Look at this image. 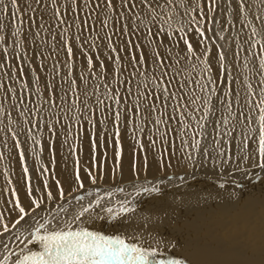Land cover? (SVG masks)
I'll return each instance as SVG.
<instances>
[{
	"label": "bare ground",
	"instance_id": "bare-ground-1",
	"mask_svg": "<svg viewBox=\"0 0 264 264\" xmlns=\"http://www.w3.org/2000/svg\"><path fill=\"white\" fill-rule=\"evenodd\" d=\"M5 2L9 4L10 12H14L15 9L11 8L10 0H5ZM99 2L101 7H97L96 15H94L96 16L94 32L97 33L95 41L99 45L94 49L95 54L89 51V41L86 42L87 36L84 35L83 30H79V28L73 30L66 22H60L59 18L55 17V15L58 16V13L63 15V12L56 3H51V0H40L39 3L37 0H19L21 11L18 16L22 17V20H17L16 17H11L10 14L5 15L0 12V36L3 37L0 40V65H3L0 68V81L5 84V88L0 89V109H2L0 110V211L7 212L9 208L13 207L12 202L17 195L22 202L24 201L28 177H31L35 195L38 196L44 191L43 177L40 175L42 168L45 167L42 160L45 161L46 165L48 164L50 170V173H48L49 185L53 184L54 177L61 181L66 194L71 191L69 185L65 184V180L73 178L78 156L76 154L80 153H75L76 151L73 153L71 150L74 148L75 143L73 133L77 132L73 130L69 132L68 129L57 132L54 152L55 164L53 165L48 149V138L51 133L43 125L40 126L41 130H37L30 123L25 122L24 118L19 115V112L23 109L12 106L15 102L11 98L9 88L12 87L18 90L22 83L18 78L19 76H23L32 83L31 79L35 82V75H39L42 92L40 98L46 101L49 95L46 90L48 81L57 83L58 86L59 83H63V87L67 89L68 84L61 81V77L67 76L68 69L65 64L70 62V57H72L75 70L73 78L77 80L79 97L84 98V92L87 91L92 96L88 102L95 106V96L92 95L94 92L104 93L106 91L104 85L112 88L113 91L119 88L122 94L128 95L127 102L122 101L123 111L126 112L128 108H132L134 113L131 122L126 116L123 118V127L121 128V144L124 148V157L120 171H122L123 176L121 177L120 172H118L117 180L111 183L107 179L105 181L98 180V186L115 187L118 185L126 189L125 193H116L114 197V199L127 197L130 206L135 209L124 220L127 225V228L124 229L125 234L143 238L153 247H156V241H159L160 256L162 258L166 256L186 258L188 264H262L264 261V183L252 179L251 173L248 177H241L230 174L226 170L224 173L217 175L216 170L210 164L203 163V151L208 149L209 156H214L218 149H225L230 150L229 154L238 156L240 155L241 142L247 136L254 135L250 129L258 128L257 116L254 110L253 120L248 121L245 119L248 113V108L245 107V98L247 83H252L253 87L257 91L259 90L257 86L258 60L260 55L264 53H261L260 46L257 45L256 55H253V50L249 47L251 33L247 21L251 20L264 35V28H261V22L256 18L264 16V0H244L245 7L238 18L234 13L235 5L239 0H233V3L228 7H225L227 0H219L220 7L217 11L204 17L206 28L209 27V23L212 21L210 23L212 30L206 31V35L211 38L209 62L213 68V78L217 81L218 91L212 97L213 107L211 112L207 113L208 121L205 122L210 125L209 133H204L199 138L195 136V139L200 140L201 150L199 154L196 153L194 147V133H189L187 128L183 126L188 124L191 128L198 127L195 125V119L192 116H187V113L191 112L196 118L202 110L204 111L203 100L197 103L195 107L189 105L188 109H181L185 111L187 116L184 121L178 119V114L172 113L171 107L165 109L161 105L156 112H149L145 107L147 102L142 98L140 99L141 110L136 111L133 107L134 97L123 92L125 86L113 82L111 62L106 59L109 55L115 56V53H112L107 47L108 40L106 36H108L109 31L112 34V43L117 47L118 52L124 41V36L114 34V32H119L121 29L118 11L107 15L103 10L104 0H99ZM117 2L118 0H113L114 6ZM176 2L179 3V0H176ZM191 2L195 5L197 0H191ZM200 3L206 5V0H200ZM28 5H31V9ZM205 10L207 11V7H205ZM244 11L249 13L247 19H245ZM29 15H31V19H29ZM105 20L107 23H102ZM107 26L109 31H107ZM134 27L135 24L129 22L130 31L128 36L132 35L131 29ZM45 31L46 33H44ZM66 33H70L68 39L65 36ZM215 35L223 36V42L220 43L216 38H212ZM76 36H79L80 39L77 40ZM133 39L136 40L139 37H133ZM67 43H70L73 48L72 56H68L66 52ZM4 45L8 47L7 51H5ZM81 45H83V49H81ZM12 46H15V48ZM141 46L143 47V45ZM184 47L181 42L180 48ZM133 50H135V45ZM219 50L225 52L224 65L227 71L224 72V83H221ZM85 51L93 58V68L87 66ZM97 52L99 57H97ZM196 52L197 56L200 57L198 65L202 68L203 47L196 48ZM121 56V63L124 64L129 58L127 50L121 53ZM181 56H184L183 52H181ZM193 59L196 63V59ZM100 60H104L108 71L102 80H97L96 77L101 76L102 71L99 66ZM41 61H43V67H41ZM29 62L31 67L35 69V73L29 72ZM23 63L28 64V66ZM18 66L23 67L22 73L18 72ZM60 66L61 70H59L62 71V74L59 78H56L55 69L57 70ZM129 67L125 66L121 73L126 81L131 79ZM185 71H188V69ZM198 71L199 69L192 70L193 79L198 78ZM81 72L83 77L80 75ZM246 76L248 77L247 81H245ZM85 77L88 79L87 88L82 83ZM141 79L137 76L132 80L133 93L137 96L139 92L135 85ZM229 80H231L232 86V95L228 97L231 101L230 111L226 107V103H220L217 98L223 96L224 92L227 91L225 84ZM97 85H99L98 89ZM32 86L35 88L36 83H33ZM192 87L196 89L197 95H204L199 92L195 84ZM142 89L143 85L140 87V90ZM53 91L56 92L57 104H60L61 93L57 89ZM33 95L35 96V92ZM72 96L74 95L70 94L69 106L71 100L76 99L75 96L73 98ZM101 99H105V97L101 96ZM254 99H258V97ZM183 103H187V100ZM28 104L31 107L33 106L32 103ZM196 109H199V111H196ZM96 110L99 113V108H96ZM171 115H177V120H171L169 118ZM105 116L109 117L105 120V125L99 124L95 129H99L97 130L99 132L97 133L96 161L104 164V169L107 171L114 163L115 147H108L107 162L101 161L99 138L104 136L105 145H107V137L113 132L112 119L108 109L105 110ZM158 116L167 123L156 125L155 120ZM143 125L146 127L143 133L145 147L140 150L139 143L133 137L132 128L135 127L138 134L139 128ZM105 126L108 128L107 133L102 131ZM29 128H32V135L37 140L43 139V152L40 151V144H34L31 138L25 135ZM181 129H183L182 132ZM89 130L90 125L88 122L83 123V138L81 140L84 141L83 145L85 146H79L80 149L82 148L81 156L79 155L81 157L79 162L82 176L84 175V166L93 164V151L88 137ZM13 132L17 134L15 137L12 135ZM164 132H168L170 135L162 137L161 133ZM150 134L154 135L152 139L157 141L155 149L149 144L148 137ZM65 138L67 143L63 142ZM161 140H167L168 143H161ZM17 141H19V147L16 146ZM184 141H188L187 151L192 152L196 161L194 167L189 166L184 155ZM111 143L115 145L114 140ZM79 144L81 145V143ZM33 147L36 150L35 155H33ZM21 150L25 152L23 162L19 156ZM134 150H136L137 159L141 164L144 154L148 156L149 161L148 171L147 173H141L137 181L138 184L142 183L144 186H150L149 182L155 183L153 177H166L165 183L168 184V187L164 190L166 195L162 200L155 199L161 194L142 193L139 198L129 194L132 192L129 179L131 177L130 163L133 159ZM162 155L170 160L172 164L171 168L165 166L163 172L159 171L154 164V160L161 159ZM24 165L28 166L29 172L24 174L22 178ZM252 172L258 173L264 179V172L257 169H253ZM187 173L194 174L198 183L192 180L191 175H186ZM181 175H185L184 182L179 179ZM233 178L238 182L230 183L229 181ZM221 184L224 185V189H221L220 194L217 195L216 190L220 189ZM72 187H75V185L73 184ZM95 187L90 186L86 181V189L92 190L94 194ZM13 189H15V192ZM52 190L55 193V188ZM84 191L81 190L79 194H84ZM76 194L78 193H73V195ZM87 199L92 198L87 197ZM60 203L67 205L68 201H61ZM69 211L71 212V208ZM115 223L116 221L105 217V219L97 221L91 227L94 230L102 231L106 235L116 234L118 231L113 228ZM155 225H162L159 232L154 231ZM169 244L174 245V247L168 246ZM38 249L39 245L37 244L34 250Z\"/></svg>",
	"mask_w": 264,
	"mask_h": 264
},
{
	"label": "snow or ice",
	"instance_id": "snow-or-ice-1",
	"mask_svg": "<svg viewBox=\"0 0 264 264\" xmlns=\"http://www.w3.org/2000/svg\"><path fill=\"white\" fill-rule=\"evenodd\" d=\"M11 8L15 9L10 12L9 4L5 0H0V12L11 17H16L17 20H22L18 16L21 11L19 0H10ZM39 3L40 0H37ZM233 0H227L225 7L230 6ZM88 4V0H85ZM31 9V5H28ZM97 7H101L97 4ZM207 7V11L205 10ZM220 7L219 0H206V5L201 4L197 0L195 5L191 0H118L114 6L113 0H104L103 8L118 11V19L121 21V29L119 32H114L115 35L124 36L123 44L120 46L119 52L117 47L112 43V35L106 36L108 40L107 47L115 56L109 55L106 57L110 61V67L113 75V82L125 86L123 92L134 97L133 107L136 111L141 110L140 99L147 102L145 107L151 113L156 112L162 105L165 109L171 107L174 114H178V119L184 121L187 116H195L191 112L186 113L181 109H188L189 105L195 107L197 103L203 100L205 105V113L212 110V97L217 94L218 85L216 79L213 78V68L209 62L211 53V38L206 35V31H211L209 27L204 26V17L209 16L210 13H215ZM244 0H239L235 5L234 15L238 18L241 11L244 9ZM143 13V15H141ZM249 13L244 11L245 19ZM261 22V28H264V16L256 17ZM31 19V15H29ZM129 22L135 24L131 29L132 35L128 36ZM138 22V23H136ZM107 23V21H102ZM250 28L249 47L253 50V55H256V47L260 46L261 53H264V35L251 20L247 21ZM139 37L134 40L133 37ZM3 37L0 36V40ZM79 40L80 37L76 36ZM223 39V36H220ZM167 41V42H166ZM181 42L185 46L180 48ZM214 42V41H213ZM195 44V47H194ZM135 45V50L133 46ZM143 45V47L141 46ZM91 49L96 48L95 42L89 45ZM203 47L202 53L203 67L200 68L194 62L199 60L196 48ZM83 49V45H81ZM127 50L128 60L124 64L121 63V53ZM7 51V49H5ZM66 52L68 56L73 55V48L70 43H67ZM181 52L184 56H181ZM86 63L89 68H93V58L84 52ZM97 57L99 53L97 52ZM219 66L221 69V83H224V72L227 71L224 65L225 52L218 51ZM68 69L67 76L61 77V81L68 84L67 89L63 87V83L47 82V91L49 93L48 99L43 101L40 87V76L35 75L36 87L34 88L35 97L29 91V83L23 76H19L20 95H17L16 88H9L11 98L15 102L12 106L19 107L23 110L19 115L24 118L26 123H30L37 130H41L43 125L51 136L48 138V149L52 158L51 162L55 164V138L57 132H63L68 129L69 132L73 128L77 131L76 140H80L83 136V121L80 119L82 113H89L85 119L90 125L88 132L89 142L93 151V166L92 168H85L84 175L81 174L79 158H76L75 170L71 180L66 179L65 184L71 188L67 194L65 187L61 184L59 179L53 177V184L49 185L48 167L41 170L40 175L43 177L44 191L38 196L34 194V186L31 177H28L26 183L25 199L22 202L17 195L12 202L13 207L9 208L7 212L0 211V264H188L186 258H177L174 256H166L158 258L161 255L159 241H156V247L148 243L143 238L135 236H128L124 229L127 225L124 223L127 215L135 211L134 207L130 206L127 197L119 199L114 197L116 193H125L124 187H104L98 186L99 181H107L111 183L117 180V173L120 172L121 177L123 173L122 160L124 157V148L121 144V128L123 127V118L126 116L131 122L134 115L132 108H128L126 112L123 111L122 101L125 103L128 100V95L122 94L121 90L117 88L113 91L107 85H104L106 91L104 93L94 92L95 106L88 101L92 98L87 91L84 92V99H79L77 92V80L73 78V64L66 62ZM101 76L96 77L97 80H102L103 76L107 74L108 69L105 67L104 60L99 61ZM125 66L129 67V76L131 79L127 81L122 77L121 73ZM3 65H0L2 68ZM43 67V61H41ZM188 69V71H185ZM199 69L198 78H192V70ZM16 71V69H14ZM18 72H23V67L18 66ZM29 72L35 73V69L31 67L29 62ZM59 75L57 71L55 73ZM83 77V73L80 74ZM94 75V73H93ZM258 91L253 87L252 83H247V95L245 98V107L248 108V113L245 119L253 120V110L256 113V123L258 128L250 129L254 135L247 136L241 142L240 155L234 156L229 154L230 150L218 149L214 156H209L208 149H204L203 156L205 164H210L216 170V174L224 173L226 170L230 174L239 175L241 177H248L251 173L252 179L260 180L264 183L258 173L252 172L257 169L264 172V54H261L258 60ZM137 76L142 79L135 85L139 95L133 93L132 80ZM11 78V77H10ZM248 77H245V81ZM85 88L88 85V79L85 77L82 80ZM195 84L200 93L204 95H197L196 89L192 87ZM141 85L143 89L140 90ZM97 89L99 85L96 86ZM227 91L223 96L217 97L220 103H226V107L231 110V101L228 99L232 95L231 80L225 84ZM5 84L0 81V89H4ZM57 89L60 95V104H57L56 92ZM70 94L76 96V99L71 100L69 106ZM104 96L105 99H101ZM206 97V98H205ZM258 99H254L257 98ZM187 100V103L183 101ZM34 101L33 107L29 108L28 102ZM112 101V103H108ZM159 102V103H157ZM47 105V107H45ZM83 105V108L80 107ZM96 108H99V116ZM112 119L113 132L107 137L108 143L105 145V137L100 139V159L107 162L108 147H115L114 163L105 171L104 164L96 161L97 149V134L96 125L97 118L100 124H104L109 117L105 116V109ZM2 110V109H0ZM199 111V109H196ZM31 117V118H30ZM171 120H177V115H171ZM204 119H207L205 115ZM167 121L162 120L159 116L155 120L156 125L165 124ZM199 124V121H197ZM79 126V127H77ZM184 128L191 127L184 124ZM102 131L107 133L108 128L105 126ZM181 132L183 129L180 130ZM133 137L139 143L140 150H143L145 145L143 143L144 128H132ZM15 137L17 134L12 133ZM34 144H40V151L43 152V139L37 140L32 135V128H29L26 133ZM170 135L168 132L161 133V136ZM231 135V133H229ZM196 153H200V140L195 139ZM115 141V145L111 142ZM149 144L155 149L157 141L148 137ZM64 143H67L65 138ZM161 143L167 144V140H161ZM16 146L19 147V141ZM188 141H184L183 147L185 149L184 155L188 160L190 167H194L196 161L193 154L187 151ZM73 153L75 149H71ZM167 151V150H166ZM36 150L33 147V155ZM20 159L25 157L24 150L19 152ZM155 166L159 171L163 172L165 166L171 168L170 160H167L163 155L161 159L154 160ZM149 167L148 156L143 155L142 164L137 159L136 150L133 151V159L130 163L131 177L129 183L132 185V192L139 198L142 193L146 194H161L155 199L162 200L166 195L164 191L168 184L165 183L166 177L155 176L153 180L155 183L149 182L150 186L138 184L141 173H147ZM29 168L27 165L23 167L22 178L24 174H28ZM192 180L196 181V177L192 173ZM179 179L184 182L185 175H181ZM86 181L90 186L95 187V194L92 190L86 189ZM230 183H237L233 178ZM75 187H72V185ZM184 186V185H181ZM190 186V185H189ZM55 188V193L53 192ZM224 189V185H220L217 189V195L220 190ZM81 190H85L84 194H79ZM15 192V189H13ZM73 193H78L73 195ZM91 197L92 199H87ZM71 198V199H69ZM61 201H68V204H61ZM71 208V212L69 209ZM27 209V210H26ZM105 217L116 221L113 228L120 234H104L102 231L94 230L91 226L97 221L105 219ZM7 218V222H6ZM162 225H155L154 231L159 232ZM39 245L38 250H34L36 245ZM168 246L174 247L169 244Z\"/></svg>",
	"mask_w": 264,
	"mask_h": 264
},
{
	"label": "rangeland",
	"instance_id": "rangeland-1",
	"mask_svg": "<svg viewBox=\"0 0 264 264\" xmlns=\"http://www.w3.org/2000/svg\"><path fill=\"white\" fill-rule=\"evenodd\" d=\"M100 2H102V1H100ZM99 2V0H88V4L86 5L85 4V0H51V3H56L57 4V6H58V8L63 12V15H60L59 13H58V16L57 15H55V17H58L59 18V20H60V22H62V21H64V22H66L68 25H69V27L71 28V29H73V30H75L76 28H79V30H83L82 32L84 33V35H86L87 36V41L86 42H88L89 43V45L90 44H92V42H95V44H96V46H99L97 43H96V39H97V33H95L94 32V27H95V19H96V16H94V15H96V9H97V4H99L100 3ZM53 9V8H52ZM103 10H104V12L108 15V14H113V10L112 9H108V8H103ZM27 13H28V11H27ZM66 18V19H65ZM212 22V21H211ZM26 25H27V23H26ZM108 27V26H107ZM107 31H109V27H108V29H107ZM68 32V31H67ZM44 33H46V31L44 32ZM40 34H42V32H40ZM108 35H112V34H110V31H109V33H108ZM65 36L67 37V39H68V36H70V33H66L65 34ZM80 36V35H79ZM212 38H216L218 41H220V43H222L223 42V40L222 39H220V36H213ZM224 39V38H223ZM13 48H15V46H12ZM4 48L5 49H8V47L6 46V45H4ZM3 48V49H4ZM88 48H89V51L92 53V54H95V50H93V49H91L89 46H88ZM107 51H109V50H107ZM197 62H196V64L198 65V60H196ZM70 63H72L73 64V60H72V57H70ZM23 64H26V63H23ZM26 66H28V64H26ZM201 66V65H200ZM28 68H29V66H28ZM61 70V66L60 67H58L57 68V70L55 69V73L58 71L59 72V75H56L55 73V76H56V78H59V76L62 74L61 72L62 71H60ZM74 72H75V70H74V67H73V72H72V75H74ZM95 75V74H94ZM93 75V76H94ZM26 79V78H25ZM31 81H32V83L31 82H29V91H30V93H31V95L32 96H34L33 94H34V90H32L33 88H34V86H32V84L34 83L35 84V82H33L34 80L33 79H31ZM20 82H21V80H20ZM31 84V85H30ZM32 91V92H31ZM78 93H79V96H80V92L79 91H77ZM83 94V93H82ZM203 94V93H202ZM17 95H20V87L18 88V90H17ZM75 96V95H74ZM74 96H72V98L74 97ZM35 97V96H34ZM76 97V96H75ZM81 98V99H80ZM41 99V98H40ZM79 99L80 100H83L84 98L83 97H79ZM42 100V99H41ZM28 103H32L33 105H34V101H29ZM90 103V102H89ZM108 103H112V101H109ZM28 106H29V108H31V105L30 104H28ZM33 107V106H32ZM45 107H47V105H45ZM80 107L81 108H83V105L81 106L80 105ZM107 109V108H106ZM105 109V110H106ZM205 109V108H204ZM96 112H97V114H98V116H99V113H98V111L96 110ZM202 113V114H201ZM86 115H90L89 113H82L81 114V116H80V119L83 121V123H85V122H87V120L85 119V116ZM205 115H207V113H205V111H201L200 112V114L199 115H197L196 116V118H195V125L196 126H198V127H195V128H187V130L189 131V133H191V132H193L194 134H195V136H198V138L200 137V135H202V134H204V133H209L208 131H209V128H210V125H209V123H205L206 121H208V119H204V117H205ZM203 116V117H202ZM202 119H203V121H202ZM99 121V118H97V125L96 126H98L99 124H100V122H98ZM145 121V120H144ZM197 121H199V124L197 123ZM105 123V122H104ZM100 125H102V124H100ZM105 125V124H104ZM77 127H79V126H77ZM143 128H144V131H145V125H143L142 126ZM44 128V127H43ZM74 132H77L76 131V129L75 128H73L72 129ZM97 130H99L98 128H97ZM96 130V131H97ZM205 130V131H204ZM45 132V131H44ZM99 131H97L96 132V134L98 133ZM207 134H205V135H207ZM75 135V137L77 136V133H73V136ZM143 136H144V134H143ZM150 136L152 137V136H154V135H151L150 134ZM82 138H83V136H82ZM81 138V139H82ZM75 140V138L73 137V141L75 142L74 143V149H75V153H78V152H80V153H78V154H76V156L78 157V158H80L79 160H81V149H80V147L82 146V147H84L85 145H83V143H84V141L83 140ZM78 142V143H77ZM193 142H195L194 141V139H193ZM79 143H81V145L79 144ZM75 144H76V148H77V150H76V148H75ZM80 146V147H79ZM80 149V150H79ZM80 155V156H79ZM22 162H23V160H21ZM20 161V162H21ZM42 163H43V165L45 166V167H48V164L46 165V163H45V161H43L42 160ZM25 166V165H24ZM91 166H93V164L92 165H88V166H86L87 168H92ZM85 166H84V169L86 168ZM48 169H49V167H48ZM48 173H50V170H49V172ZM111 234V233H110ZM113 234V233H112ZM116 234H120L119 232H117ZM159 258H162L161 256L159 257ZM264 263V261L262 262V264Z\"/></svg>",
	"mask_w": 264,
	"mask_h": 264
}]
</instances>
